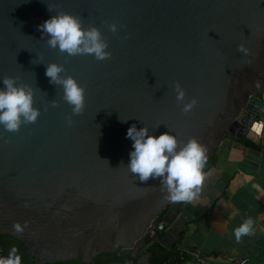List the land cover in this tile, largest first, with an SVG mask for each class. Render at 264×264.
<instances>
[{
    "label": "water",
    "instance_id": "water-1",
    "mask_svg": "<svg viewBox=\"0 0 264 264\" xmlns=\"http://www.w3.org/2000/svg\"><path fill=\"white\" fill-rule=\"evenodd\" d=\"M60 11L99 27L112 55L49 47L38 25ZM51 62L84 86L82 113L49 82ZM4 76L35 88L41 114L15 132L0 125V235L23 242L36 264H95L125 250L131 258L112 264H151L152 254L140 253L160 232L149 229L162 216L172 224L185 201L165 199L159 179L140 181L129 170L127 129L195 137L208 157L226 138L258 140L264 0H0ZM176 82L198 101L189 112Z\"/></svg>",
    "mask_w": 264,
    "mask_h": 264
},
{
    "label": "clouds",
    "instance_id": "clouds-1",
    "mask_svg": "<svg viewBox=\"0 0 264 264\" xmlns=\"http://www.w3.org/2000/svg\"><path fill=\"white\" fill-rule=\"evenodd\" d=\"M38 27L49 47L68 56L93 55L97 60H104L112 55L99 27H85L81 18L72 13L56 12ZM110 28L115 32L118 25L112 23ZM240 47L246 51L244 45ZM64 73V64L46 63L45 75L50 78L49 82L62 87V99L72 106V113L78 115L85 108L86 90L75 77ZM0 82V125L9 132H15L24 124L36 122L41 109L35 106V88L18 82L15 76H4ZM175 91L177 101L183 104L182 110L191 111L197 99L186 100V90L179 82L175 84ZM68 122H72L71 118ZM126 137L132 140L127 167L140 181L159 179L166 193L165 199L173 202L198 199L200 186L208 175L204 171L208 156L206 146L197 138L183 142L171 130L157 135L146 124L138 127L135 123L128 127ZM253 224V219L247 218L235 229L236 238L239 240L249 234ZM14 228L18 232L23 231L19 222ZM0 264H22V256L15 245L6 256H0Z\"/></svg>",
    "mask_w": 264,
    "mask_h": 264
},
{
    "label": "crops",
    "instance_id": "crops-1",
    "mask_svg": "<svg viewBox=\"0 0 264 264\" xmlns=\"http://www.w3.org/2000/svg\"><path fill=\"white\" fill-rule=\"evenodd\" d=\"M256 96L264 103V89ZM262 113L258 140L226 138L216 151L217 164L207 172L198 199L185 201L172 224L162 217L165 229L140 253L150 252L151 264H170V257L177 255L180 264H201L199 255L222 264L243 258L247 264H264ZM249 217L253 230L238 240L235 229ZM124 253L131 258L132 251Z\"/></svg>",
    "mask_w": 264,
    "mask_h": 264
},
{
    "label": "trees",
    "instance_id": "trees-1",
    "mask_svg": "<svg viewBox=\"0 0 264 264\" xmlns=\"http://www.w3.org/2000/svg\"><path fill=\"white\" fill-rule=\"evenodd\" d=\"M216 164H217V158H216V153H215L214 155L208 157L204 171L207 173L212 168H214ZM162 217L157 219L156 223H161ZM0 245L2 246L6 254H8L11 247L15 245L19 250V254H21L22 256V264H36L33 257L28 253L27 247L20 240L10 235H0ZM152 251L154 252V250ZM172 257L173 259L168 258L170 264H180V262L182 261L179 255L175 257L171 256L170 258ZM128 259H130V255H128L127 253H124V251H122L121 255L118 253H105L95 258V264H112L115 262H125ZM55 264H82V262L79 260H71L68 262H61V263H55Z\"/></svg>",
    "mask_w": 264,
    "mask_h": 264
},
{
    "label": "built area",
    "instance_id": "built-area-1",
    "mask_svg": "<svg viewBox=\"0 0 264 264\" xmlns=\"http://www.w3.org/2000/svg\"><path fill=\"white\" fill-rule=\"evenodd\" d=\"M165 229V224L164 223H154V225L149 229V234L150 235H155L158 231H162ZM7 254L4 252V249L2 248V246L0 245V256H6ZM199 255V254H198ZM197 260L199 263L201 264H222V263H218V262H213L212 260H209L206 257H203L201 255H199L197 257ZM248 263V259L247 258H243L237 261H234V263H224V264H247Z\"/></svg>",
    "mask_w": 264,
    "mask_h": 264
}]
</instances>
